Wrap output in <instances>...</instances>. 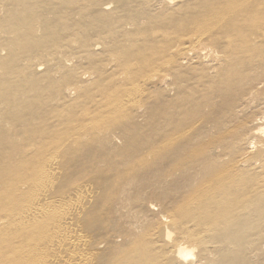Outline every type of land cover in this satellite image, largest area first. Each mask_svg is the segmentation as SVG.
<instances>
[{
  "label": "bare ground",
  "instance_id": "1",
  "mask_svg": "<svg viewBox=\"0 0 264 264\" xmlns=\"http://www.w3.org/2000/svg\"><path fill=\"white\" fill-rule=\"evenodd\" d=\"M43 1L62 7L51 6L56 11L49 17L44 5L40 11ZM115 1L37 0L21 8L7 6L0 14V264H189L193 250L197 262L215 261L214 251L222 244H236L227 236L240 233L241 244H247L246 231L254 229L256 235L261 229L264 154L259 147L262 157L248 155L258 142L254 137L264 112H248L242 100L245 76L253 70L261 71L259 80H249L253 91L264 88V0H194L196 9L183 11L174 0H131L137 11L123 16L116 15L120 5ZM235 40L239 49L232 46ZM68 56L81 58L87 71L77 75L81 64L65 67ZM48 60L54 63L39 72ZM198 66L195 75L203 91L193 100L169 75L172 71L177 78L180 69ZM86 73L95 79L89 82ZM66 74L79 79L68 84L65 80L72 79L63 80ZM90 83L95 84L89 88ZM214 85L220 87L230 123L211 120L210 128L207 122L189 133L199 119L200 100ZM158 95L165 102L162 134L135 160L140 166L145 158L153 159L139 185L150 187L146 202L157 218L147 223L131 219L136 229L118 243L110 237H120L112 226L125 215L112 205L121 202L116 195L136 178L128 177L117 191L114 181L102 193L104 184L95 187L91 179L94 171L78 176L71 168L74 173L66 174L68 154L82 135L98 132L105 122L130 115L135 104ZM213 141L218 144L211 151ZM155 184L170 185V192L155 193ZM97 204L106 211L101 220L94 212ZM98 220L111 240L108 245L97 228L91 234Z\"/></svg>",
  "mask_w": 264,
  "mask_h": 264
},
{
  "label": "rangeland",
  "instance_id": "2",
  "mask_svg": "<svg viewBox=\"0 0 264 264\" xmlns=\"http://www.w3.org/2000/svg\"><path fill=\"white\" fill-rule=\"evenodd\" d=\"M8 1L0 0V8H1L0 9V14H3V11L4 12L7 11V6L8 7H14V8H16V7L17 8H21V7L29 6V5L34 4V3L37 2V0L36 1L35 0H29V1H27V0H23V1L22 0L21 1L8 0ZM116 1H117V4H119L121 6V7L120 6L118 7V5H116V7H117L116 15H121V16L126 15L127 11L131 10V9H133L134 12L137 11V10H135L133 8L134 5L132 6V1L133 0L132 1L131 0H127V1L126 0L125 1L124 0H116ZM119 1H121V4H120ZM128 1H129V3L131 1L130 6L127 3ZM4 2L6 4H3ZM43 2L41 3L42 5L40 7V11L43 9L42 6L44 5L46 7L44 9V12L47 9V14L49 15V17L52 16V13L54 11L59 9L57 7H59V6H60V8L62 7V3H55L56 5H53L54 3H49L48 2L50 4L49 5L46 1L44 2V4H43ZM21 3H27V5H22ZM173 3L175 5H177L176 7L179 6L182 11H183L184 8L186 9L187 7H190V6H193V8L196 9V7H194L195 6V1L194 0H174ZM3 5H4L5 8L3 7ZM51 6H52V8L55 7L54 9H56V8L57 9L56 10H54V9L52 10ZM92 8L93 7L91 6L89 8V10H92ZM182 11H181V13L183 14ZM207 43H209L210 46H214L213 43H212V40L210 41V39L207 41ZM232 46L236 47V49H239L240 42L238 40L237 41L235 40V41H233ZM235 54H236V52H235ZM235 59H236V57H235V55H233V62L235 61ZM80 60H81V58H79L77 56H74V57L68 56L64 60L65 67L70 68L71 66H74V65H77V64H79L78 66H80V64H81L82 68L78 67L77 70H76L77 75H79L81 72L87 71V70H85L86 68L83 67V60H81V61ZM44 63H45V66H44ZM46 63H47V66H48V65L53 64L54 61L53 60L52 61L48 60V62L47 61L42 62L43 65L40 66L42 68L38 70L39 72L43 71L44 68L47 67ZM239 63L241 65L240 68L242 67L243 69H245L247 67L245 59H242ZM206 64H208L207 61L205 62V66H206ZM197 68L196 69L193 68L192 70L191 69L182 68L177 73L178 74L177 78L175 77V74L172 71L170 72V75H169V78H171L173 80L177 79L178 83H180L181 86L179 87V89L182 90L183 93L187 94V95H185V97H190V98L192 97L193 100L197 99L198 95L200 93H202V91H203V88L200 85L202 83V81L198 80L197 79L198 76H196V75L200 74V73H197V72H200L199 71V66ZM88 71H90V70H88ZM209 71H210L209 75L210 76L212 75L213 76L212 78H214L215 73H214V71H212V68L211 69L209 68ZM78 72H79V74H78ZM190 74H191V76H190ZM65 76L63 77V80H65L67 78L72 79L71 81L65 80L67 83L69 82L68 84H71V82H73V81L76 82L77 79H79L78 77H75V79H74V77H71L69 74H66ZM83 76H84V74H83ZM96 77H98V76H96ZM89 78H91L92 80L89 79ZM89 78H87V73H86L85 74V79H89L90 80L89 82H92L93 79H95L93 74H91ZM245 78L246 79H244V82H245V84H247V85H245V88L247 89V93H245L246 94L245 96L243 95V98H244V100H242L243 101V105H244L243 108L244 109H248V112H252L253 114L263 113L264 112V99H263V97H264V88L262 90H260V91L255 93L253 91V88H252L253 84L251 85L250 82H249V80H253V81L259 80L261 78V71H258V69L257 70L255 69L250 74H247L245 76ZM158 80H159L158 81L159 84H162V80L161 79H158ZM96 81H98V80H96ZM192 81H193V83H192ZM94 84L95 83H92V84L90 83V85H88L87 87H89V88L93 87ZM214 84L218 85L217 83H214ZM215 85L210 91H207L206 98L204 99V102H203V100H200V104H198L199 107H198V110H197V111H199V115L196 116V117H199V119L195 122L193 127L189 130V133H197L204 126L207 127V125H206L207 122H208V125H209V128H210L211 124L209 122L211 120L214 121L216 124H220L222 126L228 125L230 123V121L228 119L226 121V117L224 115L225 101L223 100L224 98L219 94L220 93L219 92L220 91V87L219 86H215ZM165 93L167 95H169V93L167 91H165ZM183 93H181V94H183ZM250 93L251 94L253 93V94L251 95ZM174 97H175L174 94L171 95V98L175 99ZM246 97H248V98H246ZM248 99H250V100H248ZM150 101H152V103ZM249 101H250V103H248ZM254 101H255V103H252ZM260 102H262V103H260ZM164 103H165L164 102V95H162V97L160 95H158V97L151 98L149 101L142 103V105H141V103H139V105L137 104V106H136V104L134 103L135 106L133 107L132 113L130 115H127V116L121 117V118H117V119H112L110 121L105 122V124L103 125L102 129L99 130L98 132L92 134V135H82L80 137L78 143L76 145H74V147H73L74 149L73 148L71 149L77 154H75L74 152H71V150H70L69 154L70 153H72V154H70V155L68 154V156H70L69 157V161H70L69 163H71L70 164L71 166L69 165V168L67 167L68 171H66V174L70 176V174H73L75 172V174H78V176H81V175H83L85 173H88L87 170L94 171L93 175H91V179H92L95 187L100 188L104 184L102 193L105 192L106 190H111L113 188V185H114L115 182L116 183L114 185V189H115V191H117V187L116 186H119V184L121 185L122 182L125 183L124 181L128 177L129 178L130 177H135L136 178L135 184L130 186V188L125 191L126 193L124 192V194H122V195L120 194L119 195L120 192H118V194L116 195L115 199H117L118 197H122L121 202L114 203L112 205V207L117 210V213L119 215H122V214L125 215V216L122 215V220H119V223H116V224L114 223L113 226H112V227H115L116 230L120 233V237L119 236H114V235H110V237L113 236L117 240L118 243L122 242L123 236H126V234H128L130 230L136 229V223H134L132 225L131 224V222H132L131 219L135 220L136 222L138 221V223H147V222H151L152 220H155L157 218V216L155 214L156 210H154L152 208H149L148 205H147V202H146V198L148 196L151 197L150 187L148 188V190H144L139 185L140 184L139 180L142 178V176H144V175L149 173L147 164H148L149 161H151L153 159L148 160V159L145 158L144 163L141 164L140 166L138 165V162L135 161V160H137L138 155L141 152H143V151H145L147 149V147L149 146V144H150V142L152 140H155V139L159 138V136L162 134L161 130H162V127L164 126V116H163V112L162 111H163V108L165 106ZM246 104L248 105V107L246 106ZM249 104H251V105H249ZM144 105H145L146 108L144 107ZM139 106H141V107H139ZM245 106H246V108H245ZM136 107H137L138 110L136 109ZM139 109H140V111H139ZM152 113H155L157 115L154 116V115H152ZM173 118H176V115H173ZM201 120H202V122H201ZM110 123H111V125H110L111 127L108 126ZM263 125H264V122L262 124H260V126H262V127L259 126L260 130H261V131L259 130L260 132L258 131L259 135L256 134V137H254L255 138L254 140H256L257 138H259V139H258V142L253 140L254 142H257V143H254L255 147L253 146L251 151L249 152V153L252 152L250 155H248L249 158H253L254 157L256 159V157L257 158H258V156L262 157L263 154H264L263 147H262V145H264V139H263L264 138V131H263L264 129H261V128H264ZM195 126H196V128H195ZM260 143L262 145H260ZM217 144H218L217 141L215 143L213 141V144L211 143V148H212L211 151H213L215 148H217V147H215ZM259 147H260L261 152L263 154L261 152H259L260 151ZM253 148H255L256 150L253 149ZM260 153H261V155H260ZM119 154H121V155H119ZM159 154L160 153H158L157 155H159ZM254 154H256L257 156L254 155ZM157 155H155V156H157ZM76 159L78 160V163H77ZM89 161H91V163ZM130 163H131V165H130ZM136 165H137V167H136ZM89 166L90 167L92 166L93 169L90 168ZM93 166L94 167L96 166V167L94 168ZM126 166H130V167H126ZM132 166H134V167H132ZM71 168L74 170V172H72L73 170ZM126 168H127V170H126ZM130 168L131 169L134 168V169L131 170ZM76 170H77V172H76ZM95 170L98 171V172H95ZM83 171H86V172H83ZM79 172H80V175H79ZM133 172H134V174H132ZM115 173L117 174V176H116ZM122 175H124V176L122 177ZM115 177H117L116 178L117 180L115 179ZM98 178L100 179V182H99ZM117 181H118V183H117ZM99 185H101V186H99ZM166 185L163 186L162 184L161 185L160 184H155L154 186H152V190H155V193H157V192L160 193V194L162 193V195H163L164 192H165V194H167V193L170 192V190H168V189H170L169 188L170 185H167V186ZM98 188H97V190H99ZM149 192H150V194H149ZM120 203H124V204L120 205ZM160 206H161V204H160ZM100 207L101 206L99 204H97L95 206L94 212H95L97 218L101 220L102 215H104V213L106 211L104 212L105 208H103V207L100 208ZM98 208H100V209H98ZM98 210H100V211H98ZM263 217H264V215H263ZM100 220H98L97 222L94 223L95 228L92 229L91 234L95 236L97 234L96 230L98 229L99 237L103 240V242L106 245H108L107 243H110L111 240H110L109 237L105 236L104 232L99 228V221ZM245 226H243V227H245ZM250 226H253V225L251 224ZM254 226H256V225L254 224ZM259 227L261 229H259V228L257 229V232H256L257 236L254 233L255 232L254 229H248L247 228L248 229L247 230L245 228V230H247L246 232L248 233V236L250 235L249 236L250 238L248 236H245L246 239H244V240H247V244H245L246 242L242 243L244 246L241 244V241L239 239L240 237H239L238 234H240V233L235 234V236H233V237L232 236H230V237L227 236V240L229 239V240L233 241V243H236V244H233L230 247H228V244H227V248H225L226 244H222L220 246V248H219L220 250L216 249L214 251L215 261H212V259L210 258V260L212 262H210V260L209 261H205V262H203V261L202 262L201 261L197 262L196 261V259H197L196 257H197V253H198L197 250H195V251L193 250L194 255H196L195 258H194V256L188 257L187 261H189V264H191L193 262V260L196 261V262L195 261L193 262L194 264H198V263L199 264H209V263L210 264H237V263L238 264H264V248H263L262 245H259V244H262V242H263L262 239L264 238L263 237L264 236V218L261 221V225ZM262 227H263V229H262ZM232 231L235 232L234 230H232ZM106 238H107V240H105ZM119 238H121V239L118 240ZM248 239H249V241H248ZM254 239H255V241H254ZM234 240H236L237 242L234 241ZM260 246H262V247H260ZM224 248L226 249V251L224 250ZM191 258L192 259L194 258L192 260V262H191ZM230 260H231V262H230ZM187 261H186V263H187Z\"/></svg>",
  "mask_w": 264,
  "mask_h": 264
}]
</instances>
